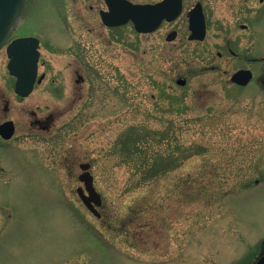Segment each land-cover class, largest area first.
<instances>
[{"label": "rangeland", "instance_id": "1", "mask_svg": "<svg viewBox=\"0 0 264 264\" xmlns=\"http://www.w3.org/2000/svg\"><path fill=\"white\" fill-rule=\"evenodd\" d=\"M85 4L28 0L23 10L15 33L43 32L56 48L43 45L42 107L62 95L45 88L52 79L69 89L74 58L60 50L68 37L54 32L63 20L89 27L98 20ZM209 7L229 23L237 22L235 10L245 8ZM220 26L202 44L168 46L167 55L158 39L141 40L128 29L121 30L119 44H109V35L103 45L81 29L78 37L87 39L86 55L98 73L91 80L100 105L89 108L92 115L82 123L69 130L63 125L52 141L42 140L39 150L21 154L39 171L0 161V207L7 208L0 211V264L250 262L264 240V91L258 82L229 84L241 63L217 59L229 31ZM258 30L254 49L260 54L264 19ZM234 38L239 51L251 50L249 38L238 32ZM177 72L187 84L167 92L165 82L176 86ZM8 82L0 62L4 92ZM65 150L77 164H92L101 220L84 214L75 176L69 191Z\"/></svg>", "mask_w": 264, "mask_h": 264}, {"label": "flooded vegetation", "instance_id": "2", "mask_svg": "<svg viewBox=\"0 0 264 264\" xmlns=\"http://www.w3.org/2000/svg\"><path fill=\"white\" fill-rule=\"evenodd\" d=\"M68 2L73 5L75 0H68ZM83 2L88 3L84 6L88 7L89 12L96 13L98 20H94L90 27L86 26L88 24L86 22L63 20L62 30L54 32L56 34L59 33L58 35L65 34L68 37L70 42L65 48L61 46L60 50L63 51L64 49L68 55L74 58L68 64L70 75L68 76L69 89L67 91H64L61 83L56 84L55 78V80H51V84L45 86V88L57 96L60 95V92L62 93L61 97L58 98V103H54L52 107H42L39 95L41 83L47 76V73L42 70L45 64L42 58L43 45L52 46L56 50L53 46L54 44L52 42L49 43L48 37L43 32L21 31L15 33L16 30L20 29V22L18 29L16 28L13 31L8 41L0 50V62L3 63L7 79H9L8 84L4 86L8 93L0 89V161H10L11 164L16 165L14 169L20 168V170L28 172L39 171L36 162L21 154L32 150L33 152L37 149L39 150L42 140L52 141L57 132L62 130L63 125L66 130H69L74 123H82L84 118H87L89 114L92 115V113H89V108H98L100 105L101 95L99 94V88H96L91 80L98 73L95 72V66H93L90 58L86 55L84 43L88 42L87 39L83 43L78 37L82 32L81 29H85L86 33L101 45L105 44L106 38H109V35L112 38L108 40L109 44H119L122 39L120 37L121 30L128 29L141 40L158 39L159 43L165 48L167 55L168 46H172L173 48L202 44L207 40L212 27L227 26L229 31L227 33L224 31L226 33V42L221 44L222 51H217L216 57L220 61L224 60V62L236 60L241 63L230 74L229 84L238 88H244L251 83L258 82L264 91V53L259 54L254 49L258 34L257 30L261 29L264 19L262 8L264 0H83ZM211 3L227 7L229 10L234 8L235 5L243 8L245 6V8L235 10L237 22L229 23L225 16L215 18L212 14L214 12L213 8L210 9L209 7ZM132 6H156L166 13V16H169L171 12H175L177 9L179 11L174 17L168 18L165 16L162 18L157 24V28L153 31L138 32L132 21L120 24L121 11H127ZM157 12L153 13L155 20L158 18ZM109 13L115 14L112 20L106 19L107 22H110L107 23L104 21L103 16ZM235 32L242 34L246 39L249 38L248 40L252 43V48L249 52H242L243 49L239 51L234 46ZM58 35L56 36L58 37ZM26 37H34L38 40L39 57L36 62L30 60L27 63H23L20 71L14 73L16 63L13 61L14 58L10 57L8 47L14 39ZM220 69V66H211L212 71H219ZM11 70L13 74L19 73L30 76L28 80L30 84L24 87L30 88L28 93L18 94L16 92L15 84L17 79L11 74ZM239 71H248L251 74V80L246 86H240L231 82V76ZM175 79L177 87L174 85L169 86L165 82L164 88L167 92H177L178 89L187 84V78L180 72L176 73ZM178 81H184V85H178ZM5 93L9 96H6ZM25 140L31 142L32 145H24L23 142ZM64 162L68 186L71 187L69 191H72V181L75 176L76 191L80 190L87 195L85 184L80 180V176L86 172H89L93 176L92 164L88 162L77 164L76 160L75 162L73 161L72 154L66 150ZM82 165H86L87 169L83 170L81 168ZM75 168H78L79 172L74 173L73 170ZM0 171H3L1 163ZM5 183L7 182L4 181L3 184ZM65 188L67 189V187ZM79 202L81 204L80 207L84 208V214L92 216L80 200ZM102 208V206L95 208L100 216L98 220L103 218ZM0 211L3 215L7 211V208L1 206ZM262 257H264V240L258 245L256 255L252 256L250 262H247V264H257L258 260Z\"/></svg>", "mask_w": 264, "mask_h": 264}, {"label": "water", "instance_id": "3", "mask_svg": "<svg viewBox=\"0 0 264 264\" xmlns=\"http://www.w3.org/2000/svg\"><path fill=\"white\" fill-rule=\"evenodd\" d=\"M26 0H0V47L7 39L8 35L10 34L12 28L17 24L19 16L23 10ZM159 7L154 6H144V7H133L128 12L121 13L124 21L120 24L128 22L132 20L135 24L136 29L139 32H150L153 31L159 21L166 16ZM158 11V12H157ZM179 10L175 12H171L170 15L166 16L168 18L174 17L178 14ZM157 12L158 18L156 20L153 18V13ZM152 17V19H151ZM113 19V16L110 17ZM107 22V20L105 19ZM109 21V20H108ZM110 23V22H108ZM30 39H19L15 44V48H23L27 46V43ZM20 52V50H19ZM37 55V52L34 51ZM24 58H29L30 54L28 51L22 53L20 52ZM14 56V55H12ZM17 83H16V90L19 94L28 93L30 88H24L26 85H29V77L27 75H17ZM251 79V74L248 71H240L235 73L231 81L233 83L239 85H246L249 80ZM263 83H264V76H263ZM178 84L183 85V81H178ZM81 168L83 170L87 169L86 165H82ZM80 180L85 184L86 190L88 192V196H85L81 191L78 190V195L82 200L83 204L97 217V213L94 210L93 205L100 206L102 204L100 194L95 190L93 186V177L90 175L89 172L84 173L80 176ZM257 264H264V257L261 258Z\"/></svg>", "mask_w": 264, "mask_h": 264}]
</instances>
